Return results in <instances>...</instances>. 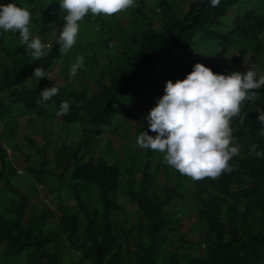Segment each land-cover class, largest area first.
<instances>
[{
    "label": "trees",
    "instance_id": "1",
    "mask_svg": "<svg viewBox=\"0 0 264 264\" xmlns=\"http://www.w3.org/2000/svg\"><path fill=\"white\" fill-rule=\"evenodd\" d=\"M241 1L220 0L217 7H212L210 0H194L178 19L171 15L168 0H156L154 8L145 0H134L131 8L112 16L88 13L78 21L79 32L86 25L92 29L99 24V34L90 43L97 54L83 52V66L70 77L82 40L76 50L60 53L55 40L66 13L60 10L58 0H1L2 5L23 7L26 3L32 35L45 44L52 43V48L42 59L33 60L18 33L0 30V121L7 120V126H13L0 127V264L16 262L22 253L26 258L23 264H264V156L257 158L249 152L253 144L258 146L257 151L264 152V124L257 120L255 110H264V87L258 103L242 105V111L248 112L243 125L232 121L240 152L229 161L233 170L217 179L193 181L167 165L164 153L150 149L145 151L139 175L134 172L133 161L129 165L120 164V159L111 162L114 150L109 147L110 139L103 137L105 129L118 118V103L154 98L171 77H186L192 71L195 38L219 25L231 7L238 11L233 13L225 35L211 34L207 39L200 35L199 41L215 40L222 48L214 61L202 65L225 75L218 60L224 57L229 41L240 39L242 46L225 58V68L230 71L236 67L243 73L252 67L257 77L262 75L264 15L248 10L240 13ZM155 9L166 15L157 20ZM170 15L172 18L166 21ZM147 16L149 21L145 22ZM118 17L129 21L127 38L138 48L103 54L102 45L111 47L109 35L117 33L113 23ZM155 22L160 23L158 28ZM36 67H42L47 78L38 81L32 77ZM32 79V85H27ZM52 86L59 89L58 95L39 104V91ZM62 101L70 102V110L61 116L58 111ZM15 108L19 116L33 114L30 119L26 116L27 122L43 123L58 116L64 130L74 123L81 126L76 143L62 140L55 149L60 172L47 167L50 161L43 144L29 139L40 154L29 172L32 179L42 184L49 173L58 178L53 188L57 196L51 203L29 187L15 186L8 175L11 162L3 142L18 129L19 117H12ZM145 130L148 135H156L147 127L138 133ZM103 138L107 140L108 156L103 152L94 159L90 151ZM155 153L159 155L153 166ZM121 197L132 206L127 209L133 219L126 213L124 222L116 225L114 213L124 209L119 203ZM196 247L205 254H199ZM73 249L79 251L77 259Z\"/></svg>",
    "mask_w": 264,
    "mask_h": 264
},
{
    "label": "clouds",
    "instance_id": "2",
    "mask_svg": "<svg viewBox=\"0 0 264 264\" xmlns=\"http://www.w3.org/2000/svg\"><path fill=\"white\" fill-rule=\"evenodd\" d=\"M217 7L220 0H210ZM64 26L55 40L61 54H67L76 44L80 30L78 21L91 13L93 16H112L126 11L134 0H58ZM31 12L26 7L13 3L0 5V29L5 33L19 34L21 45L33 60L42 59L50 53L51 44H45L30 31ZM54 26V25H50ZM84 56L76 57L69 76L75 77L83 66ZM32 77L38 81L47 78L42 67H36ZM264 87V75L248 67L243 73L224 75L196 63L183 80L166 81L164 94L157 100L145 117L148 129L156 135L142 131L137 137V146L164 153V161L181 175L193 181L205 178L217 179L222 173L233 170L229 161L239 155L240 145L235 143L232 121L243 125L248 117L242 105H255L260 100L259 90ZM55 86L39 91V104L43 105L57 96ZM70 102L62 101L58 115H66ZM257 120L264 124V110L255 109ZM264 135V131L261 132ZM253 144L249 152L255 157L264 156Z\"/></svg>",
    "mask_w": 264,
    "mask_h": 264
},
{
    "label": "rangeland",
    "instance_id": "3",
    "mask_svg": "<svg viewBox=\"0 0 264 264\" xmlns=\"http://www.w3.org/2000/svg\"><path fill=\"white\" fill-rule=\"evenodd\" d=\"M148 6L155 7L156 0H145ZM194 0H168L171 8L174 18L178 19L180 18L181 14H184V12L187 10L189 4ZM0 5L1 0H0ZM139 6V5H138ZM240 9V13L248 10L251 12H255L259 15H264V0H243L238 4ZM23 7H26L28 9V6L26 3L23 4ZM156 13L157 20L162 17H164L166 14L164 12H159L157 9L154 10ZM238 9L235 7H231L226 14L220 18V24L212 27L211 29L200 33L194 40V52L192 56L190 57V62L192 63H200V64H206L214 61V55L217 52H221L222 48L217 46L216 41L212 40H204L203 42L199 41L200 35H204L202 38L207 39L209 35H225L228 30V23L231 22L233 13L237 12ZM145 12V11H144ZM169 16L165 18L166 21L168 19L172 18V16ZM98 17V16H95ZM149 21L148 16L146 17V21ZM129 21L127 23V19L118 17V22L116 20V23L114 22L113 27L114 30L117 31L115 34L109 35V42L108 44L111 45V47L106 48L102 45V53L104 54L107 51L111 52H122L123 49L127 51L129 49L130 51L134 52L137 50V46L133 45L130 40H128L127 33L129 32ZM159 22H155L154 26L155 28L159 27ZM84 26L83 24L81 27ZM122 26L124 30L122 29ZM87 25L84 27L83 31L78 32L76 44L73 46L71 50H76L79 45L78 43L82 40V46L78 48L77 54L81 55L83 52H87L88 56H94L96 55L95 47L90 45L91 41L93 40L94 36H97L99 34V24L94 28H86ZM1 30V29H0ZM97 32V34H96ZM17 39V37H15ZM214 37L212 36V39ZM96 39V37H95ZM261 39L264 43V31L261 34ZM243 44V41L240 39H234L232 41H229V47L224 54V57H220L218 60V64L220 65L221 69L224 71L225 75L231 74L232 72H239L236 67L231 69L230 71L225 68V58L228 59L234 54ZM125 47V48H124ZM84 64V63H83ZM89 67L85 64L84 70H87ZM261 72L262 75H264V55H263V62L261 63ZM185 77L181 74L175 75L171 77L169 80H171L173 83H175L177 80H183ZM168 80V81H169ZM33 79L27 81V85H32ZM165 86V84H164ZM262 89L259 90L260 94L262 95ZM164 94V88L160 94H158L156 97L148 99L143 98L141 100H126L127 102L118 103L116 105V110L118 112V118H116L114 124L112 127L106 128L104 131V136H107L110 139V145L109 147L114 150V156L111 158V162H114L117 159L120 160L118 163L124 164L127 163L128 165L133 161L134 163V172L137 174H141L142 172V166L141 164L145 162L146 156L145 151L146 149L139 148L137 146V137L140 135L138 133L140 131V128L147 127L148 128V122L145 119L147 116L149 110L153 108L157 100L162 97ZM261 100V98H260ZM256 101L257 103L260 101ZM126 105V106H125ZM16 111H13L12 117L15 118L16 114H20L18 108ZM24 116V117H23ZM26 116L31 118L33 114L31 112L29 113H22V115H18L19 122H18V129L16 131V134L8 140L4 141L2 139V142L5 144V146L9 150V159H10V166L8 167V170L10 168V171H8V175L11 177V181L15 186H24L29 187L33 193L37 196H40L43 201L46 203H51L56 199L57 193L53 190L55 186L58 183V178L54 174H47L45 176V181L42 182V184L37 183L32 179L29 172H31V166L34 165L38 161V157L40 154H38V151L36 152V146L34 147L33 143H30L29 139L33 138L36 143L43 144V148L45 149V155L50 161L49 167L52 170H56L57 172L61 171V168L56 166V159H55V149H57L60 144L62 143V140L66 141L67 143H76L79 139L80 133H81V126L79 123H74L69 126L68 129L63 128L61 126L62 123L58 121V116L53 118L51 121L46 120L43 123L29 121L27 122ZM45 125V126H44ZM0 127L1 130H3L5 127L7 129L13 127L12 125L7 126V120L0 121ZM63 129V130H62ZM144 132H147L145 130ZM45 137V141L42 140ZM107 140L103 138L102 141H100L97 145H95L90 151V154L94 157V159H97V157L101 153H105V156H108V148L106 147ZM124 149L127 150V152L124 151ZM26 155H28V158H26ZM103 155V156H104ZM158 155L159 153H155L152 157V163L153 166L157 164L158 161ZM31 170V171H30ZM59 174V173H58ZM64 177L66 181L69 180V176L67 173L64 174ZM60 181L63 185L66 184V182L63 181L62 178H60ZM3 189L2 186H0V191ZM84 189V186L81 184V190ZM64 190H67L66 188ZM63 191V190H62ZM65 191L62 192V196L64 195ZM122 197L119 200V203L124 208L121 213H114V220L116 225L122 224L124 222L125 214L128 213L127 217L128 219L132 218V214L128 210V206L132 208L131 205H127L126 198L123 197V200H121ZM1 209L3 210V207L1 206ZM184 211H181L179 214L183 215ZM136 216V215H134ZM133 219V218H132ZM131 219V220H132ZM198 235H195L194 237L197 239ZM64 247H67V243L64 244ZM75 259H77V256L79 255V251H76L75 249ZM196 251L204 255L205 251L196 247ZM25 254L22 253L18 257V261H13L10 264H23L25 261ZM0 262H2L1 254H0Z\"/></svg>",
    "mask_w": 264,
    "mask_h": 264
}]
</instances>
